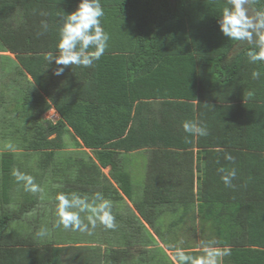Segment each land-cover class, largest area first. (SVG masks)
Wrapping results in <instances>:
<instances>
[{"label": "trees", "instance_id": "trees-1", "mask_svg": "<svg viewBox=\"0 0 264 264\" xmlns=\"http://www.w3.org/2000/svg\"><path fill=\"white\" fill-rule=\"evenodd\" d=\"M79 3L0 0V145L8 148L0 154V202L8 206L21 184L14 170L41 183L36 171L17 166L18 156L35 153L47 157L48 202H57L59 193L126 197L173 255L182 248L198 257L203 251L197 249L215 241L216 248L231 249L222 264H264V62L249 63L252 46L221 32L227 0H101L109 35L104 55L90 68L68 66L56 76L57 65L46 57L59 54L63 17ZM262 9L264 0L251 6ZM51 108L57 122L41 118ZM185 121L206 126L208 135L186 133ZM66 134L75 142L74 154L89 149L101 167H110L121 192L101 179L91 157H58ZM134 152L148 155L138 194L123 166ZM233 168L234 186L226 187L220 169ZM28 193L25 210H33L41 197ZM23 214L24 208H0V264H61L65 250L103 246L121 249V255L137 246L157 250L162 256L143 257L141 264H174L150 232L142 242L45 241L40 222L29 233L15 230L11 222ZM166 214L173 220L159 219Z\"/></svg>", "mask_w": 264, "mask_h": 264}, {"label": "clouds", "instance_id": "clouds-1", "mask_svg": "<svg viewBox=\"0 0 264 264\" xmlns=\"http://www.w3.org/2000/svg\"><path fill=\"white\" fill-rule=\"evenodd\" d=\"M256 0H227L218 19V24L224 36L233 41L247 43L252 48L247 52L249 63L264 62V9L252 11L251 6ZM41 15H45L41 13ZM105 15L101 0H80L77 9L65 14L63 24L59 31L57 44L58 55L49 54L46 59L49 64L53 61L57 67L53 74L60 76L68 66L90 68L104 55L108 45L109 35L101 24V18ZM44 31L48 30V24L42 21ZM259 71L252 72L253 79L260 78ZM183 129L192 136H207V127L194 121H185ZM225 159L234 161L230 153H225ZM223 173L221 179L226 187H233L232 181L236 178V169ZM13 176L18 183H22L24 190L37 193L42 189L35 183L34 177L19 170L13 171ZM58 225L73 231L88 232L89 228H95L97 222L106 229L117 227L115 216L112 213V203L102 193H95L89 200L86 196L77 194L59 193L56 196ZM81 213H88L87 223L81 217ZM39 235H45L41 231ZM215 241L203 244V255L193 257L185 253L182 248H176L172 257L175 264H218L221 257L231 255V249L224 247L218 250Z\"/></svg>", "mask_w": 264, "mask_h": 264}, {"label": "crops", "instance_id": "crops-1", "mask_svg": "<svg viewBox=\"0 0 264 264\" xmlns=\"http://www.w3.org/2000/svg\"><path fill=\"white\" fill-rule=\"evenodd\" d=\"M54 109V108H51ZM56 112V110L54 109ZM57 113V112H56ZM58 114V113H57ZM59 116V114H58ZM60 119V116H59ZM87 150V149H84ZM89 150V149H88ZM141 152H134L127 154L124 158L123 166L127 171H129L131 178H132V184H133V176H132V170H131V160L130 157L136 156L140 154ZM20 155V154H19ZM20 158V156H18ZM44 157V156H43ZM91 157L96 165L101 169V173L103 176H101V179L106 180L108 179L112 185L119 191L121 190L118 188L117 184L113 180L110 174V167H101L97 159L95 158L94 154L90 151L85 154H78V153H72V154H62L60 155L61 160H66L67 158L71 159H84L88 160V158ZM22 160V158H20ZM20 168H27V164L20 163ZM47 166V165H46ZM80 167V165H78ZM72 168V170H74ZM134 169V168H132ZM133 190L135 192L141 193L140 189H136L133 184ZM112 203V213L115 216V221L117 224V227L115 229H106L102 224L97 222V225L95 228H89L88 232H81V231H73L72 229H65L62 225H58V215H57V202L56 201H49L47 203H44L42 208L45 209V211H42V215H40V223L43 225V232H45V235H43V239L47 241V239H53V240H66L69 241L76 240L81 243H77L78 245L81 244H87V245H98V241H136V242H142L146 241L149 238V232L150 234L156 239L158 242V247H161L164 249L163 244L161 243L160 239L157 237V235L154 233V231L149 227V225L146 223V221L143 219V217L140 215L138 210L136 209L135 202H132L128 200L126 197H124V200L121 201H113L110 200ZM40 202H37L35 205V208L39 205ZM5 207V209H9L11 211H17V203L14 205L9 204L8 206H4V203L0 202V208ZM47 209V211H46ZM34 212V211H33ZM88 213H81L82 219H84V222L87 223L86 216ZM39 216V215H38ZM25 217V215H22V218ZM174 216L172 214H166L165 216L161 215L160 220H165L166 223L168 221H172ZM14 221H20L18 219H15ZM11 222L12 226L14 225L13 222ZM23 233H26V231H22ZM86 242V243H85ZM131 248V247H130ZM220 250V248H217ZM121 249H108L106 247H102L100 249L95 248H83V249H68L65 250L62 254L61 264H141L143 263V257H159L162 256L161 252H158L157 250H148L142 252L141 247H132V249H129V251L124 250V253L122 255L118 252ZM168 257L173 261L172 257L173 252L164 249ZM197 251H203V249H197ZM118 252V253H116ZM120 255V256H119ZM203 255L200 254V256ZM198 256V257H200ZM107 257H113V259H107ZM120 257H123V259H119ZM146 262V261H145ZM175 264V262L173 261ZM218 264H222V257L219 258Z\"/></svg>", "mask_w": 264, "mask_h": 264}, {"label": "rangeland", "instance_id": "rangeland-1", "mask_svg": "<svg viewBox=\"0 0 264 264\" xmlns=\"http://www.w3.org/2000/svg\"><path fill=\"white\" fill-rule=\"evenodd\" d=\"M3 54L8 55L11 58H15V56L13 54H10V53H3ZM41 118H42V120H51L52 122H57L59 120V116L54 111V109H50L49 111L44 113ZM64 140L66 143L65 148L63 149V151H59V153L57 154L58 157H60V155H62V154H72L76 150L75 142L73 141L70 134H66V137ZM4 145H5V143H4ZM7 150H8L7 147L5 148V146L2 147V145H0V154H2L4 151H7ZM80 150H84V149H80ZM14 151L20 153L17 149ZM76 151H78V150H76ZM85 151L87 153L90 152V150H88V149ZM33 154H35V153H32L31 155L20 156V158H22V160L20 159V162L17 163V166L20 167L21 166L20 163L22 161V163H24V165H25V163L27 164L26 166L28 169V171H27L28 173L29 172L33 173L36 171V174L37 173L39 174L38 180L41 181V183L39 184V187L42 189L41 192H38L40 194V197H41V199L39 200L40 203L37 206V208H34L33 210H29V209L25 210V205H28L29 201H31L30 200L31 195L27 192L28 195L30 196L27 198L25 195L27 193L23 194L21 192L23 190V187H24L22 183L17 185V186L15 185V187H14L15 189H13L14 192L12 193V200L10 202L11 205H14L17 203L16 208H18V211L21 208L22 209L24 208L25 217H23L20 221H14L13 226H14L16 231H19V229H20V232L26 231V233H29L32 231L31 224L35 225V226L37 224H39L38 223V222H40L39 217H40V215H42L41 212L45 211V209L42 208V206L44 203L48 202L47 201V195L50 192V188H49L50 182L47 180L48 177H50V175H49V172L47 171V166L45 165V164H47L46 163L47 157H40V155L37 156L36 154L35 155H33ZM130 160H131L133 184H134L135 188L140 189V192H141L143 185H144V180L146 177L148 155L145 153H140L136 156L130 157ZM0 161H1V159H0ZM132 168H134V169H132ZM27 175H29V174H27ZM1 181H2V177L0 174V187H1ZM46 211H47V209H46Z\"/></svg>", "mask_w": 264, "mask_h": 264}]
</instances>
